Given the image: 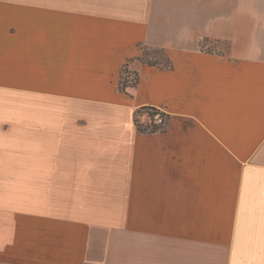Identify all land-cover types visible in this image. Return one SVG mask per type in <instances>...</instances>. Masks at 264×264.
Listing matches in <instances>:
<instances>
[{
  "label": "crops",
  "instance_id": "crops-1",
  "mask_svg": "<svg viewBox=\"0 0 264 264\" xmlns=\"http://www.w3.org/2000/svg\"><path fill=\"white\" fill-rule=\"evenodd\" d=\"M0 264H264V0H0Z\"/></svg>",
  "mask_w": 264,
  "mask_h": 264
},
{
  "label": "rangeland",
  "instance_id": "rangeland-1",
  "mask_svg": "<svg viewBox=\"0 0 264 264\" xmlns=\"http://www.w3.org/2000/svg\"><path fill=\"white\" fill-rule=\"evenodd\" d=\"M205 48L212 51H219L224 52L227 48V44L225 42H219L214 40H209L204 43ZM143 58L146 60H150L153 62H159L160 64H165L166 59L164 58L163 53L159 50H150L146 51L143 55ZM123 77H128L127 79L132 80L134 75L132 72H129L125 69L122 74ZM141 115H144L146 118L150 116V113H152V110L150 108H143L140 110ZM150 118V117H149ZM150 121V119H149Z\"/></svg>",
  "mask_w": 264,
  "mask_h": 264
},
{
  "label": "trees",
  "instance_id": "trees-1",
  "mask_svg": "<svg viewBox=\"0 0 264 264\" xmlns=\"http://www.w3.org/2000/svg\"><path fill=\"white\" fill-rule=\"evenodd\" d=\"M207 41H209L208 39H203V40H201L200 41V46H201V48H205V45H204V43L205 42H207ZM205 49H207V48H205ZM160 51V50H159ZM161 53H163V55H164V58L166 59V63L165 64H163L164 66H169L170 65V59L165 55V53L163 52V51H161ZM150 63H152V64H157V63H159V62H153V61H150V60H148ZM137 83H138V76L135 74L134 75V77H133V79L132 80H127L125 77H123V78H121V80H120V82H119V88L121 89V90H125V87L126 86H131V87H134V86H136L137 85ZM143 108H150V109H155L154 107H142L141 109H143ZM140 109V110H141ZM139 110V111H140ZM151 114L152 113H150V116H151ZM139 127H140V125H139ZM141 129H143V130H146V131H154V129H156V128H152V129H147L146 127H140Z\"/></svg>",
  "mask_w": 264,
  "mask_h": 264
},
{
  "label": "built area",
  "instance_id": "built-area-1",
  "mask_svg": "<svg viewBox=\"0 0 264 264\" xmlns=\"http://www.w3.org/2000/svg\"><path fill=\"white\" fill-rule=\"evenodd\" d=\"M152 114L149 116L150 121L147 123V125H144L143 127H146L148 130L152 128H161L165 125V115L164 113L159 109H151Z\"/></svg>",
  "mask_w": 264,
  "mask_h": 264
}]
</instances>
